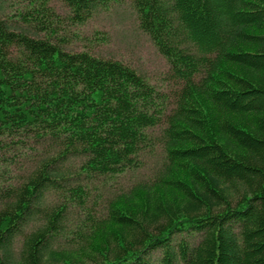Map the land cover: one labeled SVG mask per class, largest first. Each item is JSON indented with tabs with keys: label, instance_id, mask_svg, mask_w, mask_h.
Instances as JSON below:
<instances>
[{
	"label": "trees",
	"instance_id": "16d2710c",
	"mask_svg": "<svg viewBox=\"0 0 264 264\" xmlns=\"http://www.w3.org/2000/svg\"><path fill=\"white\" fill-rule=\"evenodd\" d=\"M54 1L74 25L108 2L0 0V264H264V0H133L172 93L66 48Z\"/></svg>",
	"mask_w": 264,
	"mask_h": 264
},
{
	"label": "rangeland",
	"instance_id": "374dc122",
	"mask_svg": "<svg viewBox=\"0 0 264 264\" xmlns=\"http://www.w3.org/2000/svg\"><path fill=\"white\" fill-rule=\"evenodd\" d=\"M107 4L84 24L74 25L67 20L68 8L59 1L53 4L56 11L62 16L63 23L60 28L62 42L70 50H89L96 55L121 60L141 72L152 84L159 89L172 93L177 88L176 82L171 79L170 65L160 53L150 36L141 30L138 17L133 6V0H107ZM26 0H6V11L11 12L20 8ZM20 146V145H18ZM26 147V146H25ZM19 147L20 150L6 151V157L11 173L6 175V181L19 179L25 171L32 169L34 163L29 155L33 148ZM161 148L157 152L146 154L141 169L130 172L114 182L113 190L128 187L140 179L151 177L157 165ZM83 219V218H82ZM82 221V220H81ZM80 222L72 221V227ZM21 238L15 244L16 255L19 256ZM159 252L153 256L158 257Z\"/></svg>",
	"mask_w": 264,
	"mask_h": 264
}]
</instances>
